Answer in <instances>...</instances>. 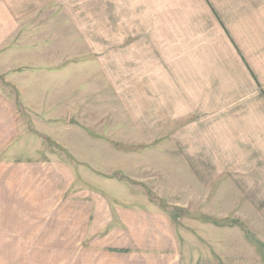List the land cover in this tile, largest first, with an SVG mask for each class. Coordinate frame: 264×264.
I'll return each mask as SVG.
<instances>
[{
  "label": "rangeland",
  "instance_id": "rangeland-1",
  "mask_svg": "<svg viewBox=\"0 0 264 264\" xmlns=\"http://www.w3.org/2000/svg\"><path fill=\"white\" fill-rule=\"evenodd\" d=\"M2 1L0 70L14 73L0 86L23 135L14 147L28 145L12 160L67 165L77 195L167 209L185 264L264 260L260 187L237 169L230 188L211 152L213 117L247 107L229 102L264 104V0Z\"/></svg>",
  "mask_w": 264,
  "mask_h": 264
},
{
  "label": "crops",
  "instance_id": "crops-1",
  "mask_svg": "<svg viewBox=\"0 0 264 264\" xmlns=\"http://www.w3.org/2000/svg\"><path fill=\"white\" fill-rule=\"evenodd\" d=\"M6 8L0 0V10ZM211 9L241 65L258 83L233 36ZM13 69L7 67L0 73H14ZM6 94L0 86V264H185L178 217L167 209L140 200L125 204L102 192L88 190L77 195L69 192L72 182L67 165L12 160L9 156L17 150L27 153L28 145L21 140L14 147L23 135L13 99ZM250 99L229 102L232 109L247 101L240 112L223 111L213 117L216 140L211 152L222 156L223 166L218 169H229L230 188L236 185L232 171H256L246 173L244 182L246 188L259 185L255 200L262 204L263 219L264 104L251 108ZM231 194L236 201L246 203L251 201L253 190L237 197L230 189ZM218 219L214 221L219 224ZM259 230L257 233L264 236V224ZM257 260L228 259L227 264H264V260Z\"/></svg>",
  "mask_w": 264,
  "mask_h": 264
}]
</instances>
